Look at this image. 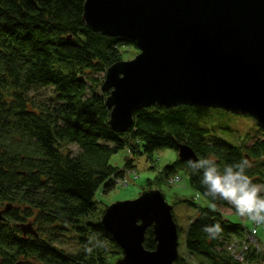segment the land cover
<instances>
[{
    "label": "trees",
    "instance_id": "1",
    "mask_svg": "<svg viewBox=\"0 0 264 264\" xmlns=\"http://www.w3.org/2000/svg\"><path fill=\"white\" fill-rule=\"evenodd\" d=\"M85 2L0 0V264H113L120 247L101 220L92 221L99 212L96 193L122 183L138 157L178 152V144L192 147L199 159H214L221 169L247 159V174L264 183V129L233 145L215 135L220 127L203 126L208 111L223 110L156 104L139 110L127 131L111 128L110 90H102L106 73L138 48L135 41L88 28ZM126 150L125 166H112V156ZM180 169H187L192 189L205 196L202 171L193 173L180 159L149 180L146 191L173 187L172 178L183 180ZM207 198L215 208L181 201L196 208L186 229V253L198 264H262L264 252L252 245L242 261L233 257L229 245L243 241L249 226L221 213L227 208L237 214L228 202ZM217 222L223 232L211 239L203 228ZM28 224L37 237L23 235ZM144 246L156 248L152 228ZM176 264L187 260L180 255Z\"/></svg>",
    "mask_w": 264,
    "mask_h": 264
},
{
    "label": "water",
    "instance_id": "2",
    "mask_svg": "<svg viewBox=\"0 0 264 264\" xmlns=\"http://www.w3.org/2000/svg\"><path fill=\"white\" fill-rule=\"evenodd\" d=\"M83 17L92 31L135 41L140 50L106 73L112 129L127 131L139 110L156 104L221 109L264 129V0H86ZM177 149L181 162L199 160L189 145ZM101 224L123 251L115 264H176L180 257L174 208L160 189L109 206ZM150 228L155 250L144 246ZM22 229L38 236L32 224Z\"/></svg>",
    "mask_w": 264,
    "mask_h": 264
},
{
    "label": "rangeland",
    "instance_id": "3",
    "mask_svg": "<svg viewBox=\"0 0 264 264\" xmlns=\"http://www.w3.org/2000/svg\"><path fill=\"white\" fill-rule=\"evenodd\" d=\"M140 53V50L129 49L124 53V61L135 59ZM45 90H39V98H44ZM213 109V108H212ZM219 110L208 111V116L205 117L203 126L213 130L216 128L215 135L227 140L231 144H239L247 134L252 136H261L259 134L260 126L257 121L249 116L237 115L224 111L217 112ZM73 153H77L79 148L75 145L69 147ZM129 152L121 151L120 153L112 156L111 165L117 168H123L128 160ZM179 159L178 152L174 149H164L156 152L152 160L146 155L140 156L136 159V177L131 175L132 183L129 186H124L121 182L110 192L105 193L104 186H102L96 193V202L98 203L99 212L96 213V217L92 221L101 220L106 209L118 202L133 201L139 198L143 192L148 188V182L156 181V178L160 173L168 166L174 164ZM178 174L183 179L173 187L168 185L162 186V191L166 195V200L173 206L174 214L181 229L180 234V255L187 260V264H198L194 257L189 256L185 251V235L186 229L190 220L196 215V208L188 205L186 202L181 201H194L197 205L203 208H215L209 199L201 193L194 191L190 185V177L187 169H180ZM138 177V178H137ZM136 178V179H135ZM221 213L234 223L247 222V226H252L253 223L247 218H242L238 214H234L227 208H221ZM95 219V220H94ZM259 239L264 242V226H261L258 230ZM77 245V242L74 243ZM74 250V248H73ZM116 256L112 261L115 264L119 259L123 257V251L118 248ZM264 264V262H262Z\"/></svg>",
    "mask_w": 264,
    "mask_h": 264
},
{
    "label": "clouds",
    "instance_id": "4",
    "mask_svg": "<svg viewBox=\"0 0 264 264\" xmlns=\"http://www.w3.org/2000/svg\"><path fill=\"white\" fill-rule=\"evenodd\" d=\"M187 163L193 173L202 171L201 183L206 188V197L213 201L218 198L226 201L234 207L240 217H246L256 225H264V183L253 182L247 174L251 167L247 159L242 158L223 169L211 158L189 160ZM203 231L209 238L215 239L223 229L217 222L204 226Z\"/></svg>",
    "mask_w": 264,
    "mask_h": 264
},
{
    "label": "built area",
    "instance_id": "5",
    "mask_svg": "<svg viewBox=\"0 0 264 264\" xmlns=\"http://www.w3.org/2000/svg\"><path fill=\"white\" fill-rule=\"evenodd\" d=\"M131 175H134V177H136V172L132 170H127L126 175L122 180V184L124 186H127L132 180L130 178ZM179 182H180L179 177L176 178L174 177L170 180V183L173 185ZM261 226L263 225L253 224V226L246 229L245 238L243 241H233L229 245L228 250L236 260L242 261L244 259L245 253L248 251L250 245L255 246L259 250V252H264V243H261L258 240V230Z\"/></svg>",
    "mask_w": 264,
    "mask_h": 264
},
{
    "label": "flooded vegetation",
    "instance_id": "6",
    "mask_svg": "<svg viewBox=\"0 0 264 264\" xmlns=\"http://www.w3.org/2000/svg\"><path fill=\"white\" fill-rule=\"evenodd\" d=\"M28 234H30V233H28ZM28 234H26V235H28ZM23 235H25V234H23ZM26 235H25V236H26ZM30 235H32V234H30ZM33 236H34V235H33Z\"/></svg>",
    "mask_w": 264,
    "mask_h": 264
}]
</instances>
